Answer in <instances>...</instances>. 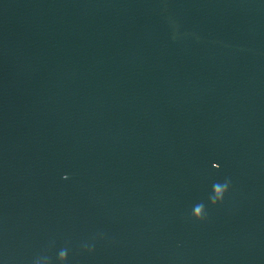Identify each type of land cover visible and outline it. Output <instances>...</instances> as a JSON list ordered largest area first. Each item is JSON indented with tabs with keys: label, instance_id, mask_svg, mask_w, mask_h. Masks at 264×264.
Instances as JSON below:
<instances>
[{
	"label": "water",
	"instance_id": "95a60500",
	"mask_svg": "<svg viewBox=\"0 0 264 264\" xmlns=\"http://www.w3.org/2000/svg\"><path fill=\"white\" fill-rule=\"evenodd\" d=\"M0 264H264V0H0Z\"/></svg>",
	"mask_w": 264,
	"mask_h": 264
}]
</instances>
